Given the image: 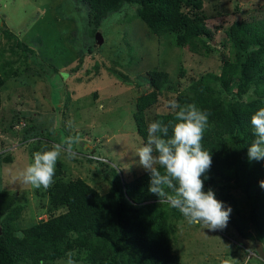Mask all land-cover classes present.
Listing matches in <instances>:
<instances>
[{"label": "rangeland", "instance_id": "374dc122", "mask_svg": "<svg viewBox=\"0 0 264 264\" xmlns=\"http://www.w3.org/2000/svg\"><path fill=\"white\" fill-rule=\"evenodd\" d=\"M198 1L181 6V14L192 18L199 13ZM200 1L209 18L202 31L212 50L208 55L177 48L176 30L161 38L151 34L138 17L142 7L135 3L121 2L105 14H96L94 20L83 0H0V25L14 34V38L6 35L0 26V73L6 78L0 107V235L6 236L15 264H58L67 260L70 251L76 264H106L111 238H95L83 208H72L70 201L79 184L112 202L116 185L132 190V182L148 172L138 163L136 152L143 141L132 117L135 99L147 90L141 80L147 72L168 74L167 84L152 92L156 97L145 112L148 125L157 114L172 112L169 100H177L180 93L192 96L200 79H205V90L223 100L255 99L254 87L240 96L236 91L228 93L214 79L221 74L222 61L237 60L229 27L259 9L264 18V0ZM96 36L104 44L95 49ZM93 52L96 58L86 62V54L93 56ZM101 58L108 68L85 88L95 65L104 68ZM78 63L83 71H75ZM113 63L122 66L129 83L113 77ZM234 84L231 79L227 86ZM92 85L99 88L94 100L88 93ZM66 110L73 115L62 126ZM69 136L79 137L73 146L75 156L61 155L54 183L46 190L25 183L23 172L33 162V154ZM241 183L203 189L213 190L218 200L232 208L235 223L229 220L223 230L191 225L170 205L150 207L158 196L146 191L136 202L148 198L141 205L147 208L124 203L131 234L145 243L150 237L140 230L151 224L154 232L162 226L164 239L157 250L164 255V264H222L231 257L235 264H264V214L256 217L251 209L253 200L260 199L256 195L248 199V183ZM158 216L162 221L154 224ZM251 249L257 252H248ZM135 251L133 247L125 251L124 264H138Z\"/></svg>", "mask_w": 264, "mask_h": 264}, {"label": "trees", "instance_id": "16d2710c", "mask_svg": "<svg viewBox=\"0 0 264 264\" xmlns=\"http://www.w3.org/2000/svg\"><path fill=\"white\" fill-rule=\"evenodd\" d=\"M83 2L88 6L91 15L92 12L94 13V20L96 14H105L121 2L138 4L142 7L138 17L144 21L147 29L154 36L161 38L176 30L174 45L177 48L186 49L192 54L208 55L212 52L203 39L202 31L205 30L209 18L203 13V3L200 0L195 5L199 13L192 18L181 14L180 8L183 5L192 6L195 0H83ZM260 11L261 9L248 19L236 20L231 24L228 33L230 43L237 54V60L234 64L222 61L221 74L214 79L226 88L228 93L236 91L240 96L254 87L255 99L243 102L226 101L215 97L211 90L204 89L205 79L195 83L192 96L186 93V95L180 93L177 96V102L181 105L194 102L210 113L209 127L204 134L203 145L205 149L211 151L212 165L202 177L204 189L212 186L228 187L231 183L242 186L241 182L246 180L247 198L253 199L252 195H256L260 199V201L253 200L251 205L256 217L264 214V189L259 186V182L264 180V160L249 161L248 149L254 140L251 116L260 107H264V18L259 16ZM87 13L89 14V11ZM88 16L90 17V14ZM1 27L6 35L14 36L5 25ZM16 41L22 44L18 39ZM23 49L25 50L26 47ZM244 55H246L244 60H240L239 58ZM100 70L96 64L95 70L90 72L92 74L90 77L95 78ZM5 79L0 73V107L2 105L1 90L6 83ZM231 79L235 84L228 88L227 83ZM167 81L168 74L160 70L147 72L142 81L147 85V90L151 89V91L146 90L136 99L133 120L143 144L147 141L149 126L145 119V112L155 103L156 96L152 92L154 88L161 90ZM174 116L173 112L157 114L153 121L162 119L167 123L169 120H174ZM169 135H171V129ZM149 183L150 174L147 172L140 179L132 182V190L125 189L124 185H116L112 202L84 185L74 186L76 191L70 201L72 208H83L90 224V231L95 238H111V253L107 257L106 264H124L122 256L131 247L136 250L134 255L138 258V264H151V261H155L156 264L165 263L164 255L157 250L158 243L164 239L163 227L158 225L152 232L151 224H149L145 229H141L142 235L150 237L145 243L141 236H139L140 240L134 238L124 206V203H128L132 206L147 208L141 205L148 198L139 202H136V198L139 199L146 191H149ZM162 198V202L160 197L153 198L151 203L149 202L150 207L158 203L169 205L166 198ZM74 214H76L75 211ZM155 220L154 224L162 221L159 216ZM230 221L232 224L235 223L231 217ZM0 264H15L5 235H0Z\"/></svg>", "mask_w": 264, "mask_h": 264}, {"label": "clouds", "instance_id": "9594fccd", "mask_svg": "<svg viewBox=\"0 0 264 264\" xmlns=\"http://www.w3.org/2000/svg\"><path fill=\"white\" fill-rule=\"evenodd\" d=\"M167 107L175 114L174 120L151 122L147 141L136 152L139 165L150 174L149 191L160 197V202L162 197L166 198L170 207L177 209L189 224L202 225L210 231L223 230L228 226L232 208L218 200L213 190H203L202 177L212 165L211 151L203 145L210 113L194 102L181 105L176 99L169 100ZM250 123L254 140L248 149V159L262 161L264 107L251 116ZM78 142V136H69L61 143L51 145L50 149L36 151L33 162L23 172L24 182L48 189L54 183L59 158L64 153L75 156L73 146ZM259 186L264 189V180L259 182ZM261 248H264V243ZM248 252L257 251L251 249ZM74 256L75 253L70 251L67 260L58 264H76ZM222 264H235V259H225Z\"/></svg>", "mask_w": 264, "mask_h": 264}, {"label": "crops", "instance_id": "0c3cea01", "mask_svg": "<svg viewBox=\"0 0 264 264\" xmlns=\"http://www.w3.org/2000/svg\"><path fill=\"white\" fill-rule=\"evenodd\" d=\"M203 10H205L204 9V2H203ZM209 20V19H208ZM6 27V26H5ZM7 28V27H6ZM103 44H104V42H103ZM86 52H84V54H85ZM94 53V52H93ZM84 54L82 55V56H84ZM91 54L92 53H89V54H86L87 56H86V62H90L91 60H92V58H96V55H95V53L93 54V56H91ZM101 63V66L103 65L104 66V68H101V70L99 71V73L95 76V78L92 76L91 77V79L85 84V87L87 86V85H89V84H91L94 80H96V79H100L101 77H102V75L105 73H103V71L106 69V68H108V66L106 65V62L104 61V59L103 58H101V61H100ZM84 64H85V62H84ZM113 64H116V63H113ZM113 64H110L111 65V67L110 68H113V73H114V76L113 77H115L116 79H117V81H122L123 83H129L130 82V80H131V78L129 77V76H127L126 74H124L122 71H121V67L122 66H118L117 64L116 65H113ZM68 67H70V66H68ZM78 69H81L82 71H83V69L84 68H82V66H80V63H78V65H76V67H75V71H77ZM123 69L124 70H128V68H124L123 67ZM71 71V70H70ZM82 71H80L79 73H77V75L78 74H81L82 73ZM115 72H118L119 73V75H117ZM68 77H70V75L68 76ZM107 77H109V78H112V76H107ZM145 77H146V74L145 75H143V78L141 79L142 81L145 79ZM106 87H108L107 85H106ZM96 91H99V88L98 87H95V86H93L92 85V87H91V89H90V91L88 92L89 93V95H90V98L91 99H95L96 97H97V95H96ZM139 97V96H138ZM137 97V98H138ZM136 98V99H137ZM70 98H69V96H68V99L67 100H69ZM136 99H135V102H136ZM64 109V107H62L61 108V110H63ZM134 111H135V103H134V109H133V113H134ZM72 115H73V112H71V110H66V113H64L63 115H61V120H62V126L63 125H65L66 126V124H67V121H71V118H72ZM132 117H133V114H132ZM135 124V123H134ZM84 129H88V128H86V127H83ZM136 128V127H135ZM91 130H93V128L91 129ZM93 132V131H92ZM70 133V132H69ZM136 133H137V131H136ZM109 135H110V133H108ZM138 135V134H137ZM104 136V135H103Z\"/></svg>", "mask_w": 264, "mask_h": 264}, {"label": "water", "instance_id": "95a60500", "mask_svg": "<svg viewBox=\"0 0 264 264\" xmlns=\"http://www.w3.org/2000/svg\"><path fill=\"white\" fill-rule=\"evenodd\" d=\"M103 41L104 40H103V38L101 36H96L95 37L94 48L96 49V48L100 47L103 44ZM261 255H263V254H261Z\"/></svg>", "mask_w": 264, "mask_h": 264}]
</instances>
